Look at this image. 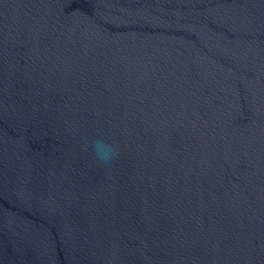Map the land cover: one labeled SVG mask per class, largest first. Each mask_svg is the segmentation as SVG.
Wrapping results in <instances>:
<instances>
[{
    "label": "water",
    "instance_id": "obj_1",
    "mask_svg": "<svg viewBox=\"0 0 264 264\" xmlns=\"http://www.w3.org/2000/svg\"><path fill=\"white\" fill-rule=\"evenodd\" d=\"M0 264H264V0H0Z\"/></svg>",
    "mask_w": 264,
    "mask_h": 264
},
{
    "label": "clouds",
    "instance_id": "obj_2",
    "mask_svg": "<svg viewBox=\"0 0 264 264\" xmlns=\"http://www.w3.org/2000/svg\"><path fill=\"white\" fill-rule=\"evenodd\" d=\"M92 151L95 158L102 164H109L118 154L115 147L104 140L102 137H98L91 144Z\"/></svg>",
    "mask_w": 264,
    "mask_h": 264
}]
</instances>
